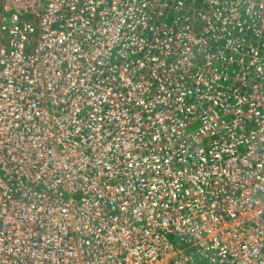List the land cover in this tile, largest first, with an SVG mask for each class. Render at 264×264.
Masks as SVG:
<instances>
[{"label":"built area","instance_id":"obj_1","mask_svg":"<svg viewBox=\"0 0 264 264\" xmlns=\"http://www.w3.org/2000/svg\"><path fill=\"white\" fill-rule=\"evenodd\" d=\"M0 264H264V0H0Z\"/></svg>","mask_w":264,"mask_h":264},{"label":"bare ground","instance_id":"obj_2","mask_svg":"<svg viewBox=\"0 0 264 264\" xmlns=\"http://www.w3.org/2000/svg\"><path fill=\"white\" fill-rule=\"evenodd\" d=\"M21 6H23V5L21 4ZM24 6H25V5H24ZM46 59L51 60V59H52V56L49 55V54H47ZM17 160H18V159H15V161H17Z\"/></svg>","mask_w":264,"mask_h":264}]
</instances>
